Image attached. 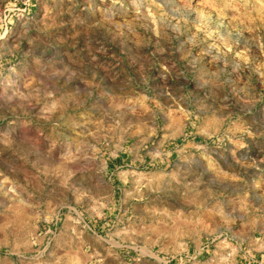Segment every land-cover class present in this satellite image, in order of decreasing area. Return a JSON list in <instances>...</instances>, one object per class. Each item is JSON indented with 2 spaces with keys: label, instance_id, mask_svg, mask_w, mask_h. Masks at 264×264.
Instances as JSON below:
<instances>
[{
  "label": "rangeland",
  "instance_id": "obj_1",
  "mask_svg": "<svg viewBox=\"0 0 264 264\" xmlns=\"http://www.w3.org/2000/svg\"><path fill=\"white\" fill-rule=\"evenodd\" d=\"M0 264H264V0H0Z\"/></svg>",
  "mask_w": 264,
  "mask_h": 264
}]
</instances>
